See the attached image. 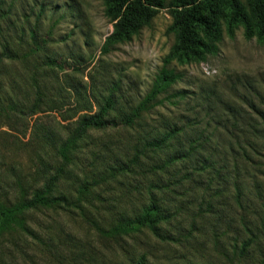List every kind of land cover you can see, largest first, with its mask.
I'll list each match as a JSON object with an SVG mask.
<instances>
[{
    "label": "rangeland",
    "instance_id": "obj_1",
    "mask_svg": "<svg viewBox=\"0 0 264 264\" xmlns=\"http://www.w3.org/2000/svg\"><path fill=\"white\" fill-rule=\"evenodd\" d=\"M171 24L170 10L162 9L131 41L110 46L114 27L104 0H0V53L8 40L21 56L0 61V202L31 198L56 175L58 147L81 116L95 114L109 96L117 102L111 118L132 113L168 70L179 79L150 104L142 126L90 131L54 192L77 198L89 182L87 199L109 221L148 204L154 181L175 191L159 195L166 206L185 210L163 226L169 241L148 230L104 239L77 210L32 211L26 231L0 237L1 264H133L143 254L148 264H264V146L250 130L264 115V44L239 28L204 62L166 63L176 40ZM173 127L180 130L174 148L206 144L189 170L99 178L116 161L128 162L140 139ZM201 164L205 170H192ZM209 202L220 213L198 214ZM253 235L243 258L233 254Z\"/></svg>",
    "mask_w": 264,
    "mask_h": 264
},
{
    "label": "trees",
    "instance_id": "obj_2",
    "mask_svg": "<svg viewBox=\"0 0 264 264\" xmlns=\"http://www.w3.org/2000/svg\"><path fill=\"white\" fill-rule=\"evenodd\" d=\"M104 6L105 15L114 27L106 40V44L110 46L131 41L143 28L152 23L162 9L168 8L172 16L169 32L175 35L176 40L166 57V63L204 62L208 56L217 54L224 34L233 38L239 28L244 30L247 39L256 38L259 43L264 44V0H171L170 2L168 0H104ZM2 47L0 61L21 58L19 52L10 47L8 40L3 41ZM39 50L40 46L31 48L24 57ZM50 64L55 65V62L50 61ZM178 79L179 77L173 72L163 70L152 92L132 113L120 114L118 119L111 118L117 102L113 96H109L102 104H98L95 114L83 115L74 122V128L69 132L67 139L58 147L57 154L61 160V166L56 171V175L48 180L42 189L36 190L31 198L22 197L10 207L0 202V237L16 231H26L28 226L25 215L29 212L41 209H63L68 212L77 210L84 221L104 239L131 237L148 230L162 241L172 240L171 235L164 232L163 226L170 224L173 218L184 213L185 210L181 207L166 206L163 203L166 199L159 197V195L164 197L175 193L169 185L162 186L151 181L147 189L148 204L136 213L132 211L133 214L128 215L124 211L109 221H106L102 216V211L98 212L93 202L87 199L86 195L91 191L89 182L80 186L77 198L56 194L54 189L59 180L66 178L67 168L73 163L74 154L80 142L90 131L115 129L120 126L141 127L142 122L145 121L144 114L149 110L150 104ZM41 99L39 96V100ZM87 109H92V107H87ZM260 118V125H255L250 129L255 137V144L259 147L264 146V115ZM179 132L178 128L173 127L161 133L159 137L140 139L141 146H136V152L128 162L116 161L115 166H108L101 170L99 178L105 180L104 176H106V178L115 179L118 176L139 175L140 173L145 174L143 176H157L159 172L170 174L169 171L174 172L178 166L189 170L193 163L190 159L192 154L205 151L206 144L194 141L189 142L187 150L183 149L181 143L174 148L173 144L179 140ZM249 132V130L244 131L246 139H249ZM251 138L253 136H250ZM162 155L166 158L162 159ZM142 157H145L147 161H143ZM206 167L201 164L200 167H192V170L203 171ZM97 184L98 181H94L92 186ZM86 204H89L88 207L96 208L97 213L88 211ZM210 204L211 202L208 203L206 209L200 207L198 214L210 213L216 216L220 213L218 209H212ZM245 223L247 224V221L243 223V227L248 232L249 228L245 227ZM255 238L253 235L244 242L239 252L238 248L234 247L233 254L238 253L243 258ZM133 264H148L146 255H141Z\"/></svg>",
    "mask_w": 264,
    "mask_h": 264
}]
</instances>
